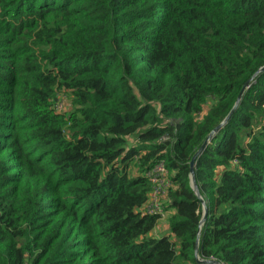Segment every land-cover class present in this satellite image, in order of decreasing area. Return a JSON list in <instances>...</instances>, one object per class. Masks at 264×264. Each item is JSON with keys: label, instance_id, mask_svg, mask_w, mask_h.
I'll use <instances>...</instances> for the list:
<instances>
[{"label": "trees", "instance_id": "16d2710c", "mask_svg": "<svg viewBox=\"0 0 264 264\" xmlns=\"http://www.w3.org/2000/svg\"><path fill=\"white\" fill-rule=\"evenodd\" d=\"M263 69L264 0H0V264H264Z\"/></svg>", "mask_w": 264, "mask_h": 264}, {"label": "built area", "instance_id": "2783aa9c", "mask_svg": "<svg viewBox=\"0 0 264 264\" xmlns=\"http://www.w3.org/2000/svg\"><path fill=\"white\" fill-rule=\"evenodd\" d=\"M146 178L150 180L151 184L154 187V192L151 195L149 201L151 203V206L154 208L150 212H148V214L158 215L160 219H162L164 218V209L161 210L159 207H156L153 202L157 197L159 202V195L162 192V189L166 188L167 184L169 185L168 171L166 169L165 163H158L152 171L146 174ZM153 234H155V231Z\"/></svg>", "mask_w": 264, "mask_h": 264}, {"label": "rangeland", "instance_id": "374dc122", "mask_svg": "<svg viewBox=\"0 0 264 264\" xmlns=\"http://www.w3.org/2000/svg\"><path fill=\"white\" fill-rule=\"evenodd\" d=\"M59 104H58V111H65L66 110V107L68 106L69 104V100L65 97V96H60L59 97ZM169 190V185L167 184L166 188H163L162 189V192L160 193L159 195V202H158V197L155 199V201L153 202V204L156 206V207H159L161 210L164 209V218L160 219L159 220V223L158 225L156 226L155 228V234L153 236L155 237H159L160 236V233L158 232L159 229H162V230H167L169 229V226L168 225V219H167V216L169 214V211L167 212L166 211V203H165V199L166 198V194ZM165 200V201H164ZM154 207L151 206V203L149 202L148 205L146 206V213L150 212ZM166 231V232H167ZM165 233V232H163ZM162 233V234H163Z\"/></svg>", "mask_w": 264, "mask_h": 264}, {"label": "water", "instance_id": "95a60500", "mask_svg": "<svg viewBox=\"0 0 264 264\" xmlns=\"http://www.w3.org/2000/svg\"><path fill=\"white\" fill-rule=\"evenodd\" d=\"M264 70V69H263ZM262 70V71H263ZM247 90V86L242 90V92L240 93L239 96V100L242 98V96L244 95L245 91ZM239 102V101H238ZM238 106V103H237ZM234 110L229 114V116L224 120V122L214 130V132H212L210 134V136L207 138V140L205 141V143L203 144V146L200 148V150L196 153V155L193 157L191 163H190V168H191V180H192V188L193 191L195 192L196 195H198L197 192V188H196V184H195V177H194V167H195V161L197 159V157L204 151V149L206 148V146L208 145L209 141L211 138H213V136H215V134L222 128V126L224 124H226V122L230 119V117L233 115ZM207 216V209H204V217H203V221H205ZM196 262L198 264H219L218 262L215 261H205V260H201L198 256H196Z\"/></svg>", "mask_w": 264, "mask_h": 264}, {"label": "crops", "instance_id": "0c3cea01", "mask_svg": "<svg viewBox=\"0 0 264 264\" xmlns=\"http://www.w3.org/2000/svg\"><path fill=\"white\" fill-rule=\"evenodd\" d=\"M167 226H168V225H167ZM166 231H167V230H165V229H164V230H162V229H159V230H158L159 233L161 232L160 234H162L163 232H166Z\"/></svg>", "mask_w": 264, "mask_h": 264}]
</instances>
